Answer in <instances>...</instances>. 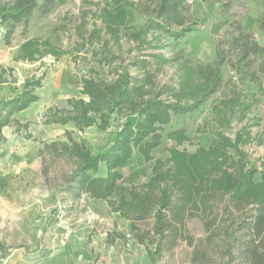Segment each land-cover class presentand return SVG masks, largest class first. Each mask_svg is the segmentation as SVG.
I'll use <instances>...</instances> for the list:
<instances>
[{
  "label": "rangeland",
  "instance_id": "rangeland-1",
  "mask_svg": "<svg viewBox=\"0 0 264 264\" xmlns=\"http://www.w3.org/2000/svg\"><path fill=\"white\" fill-rule=\"evenodd\" d=\"M13 1L0 0V10ZM263 7L187 0L190 30L180 40L156 28L150 0H58L9 42L0 29L4 103L26 90L36 96L0 131V264H195L186 241L158 251L155 213L142 218L134 197L158 170L174 166L196 177L222 153L246 161V170L254 166L264 183L261 60L248 69L223 44L225 85L214 95L199 73L216 68L234 22L264 46ZM85 89L103 99L91 100ZM198 102L193 115L175 110ZM116 144L125 161L102 157ZM107 175L116 184L110 197L85 192V182ZM186 235L195 246L206 240L202 213L187 219Z\"/></svg>",
  "mask_w": 264,
  "mask_h": 264
},
{
  "label": "trees",
  "instance_id": "trees-1",
  "mask_svg": "<svg viewBox=\"0 0 264 264\" xmlns=\"http://www.w3.org/2000/svg\"><path fill=\"white\" fill-rule=\"evenodd\" d=\"M150 1L158 30L169 33L177 40L189 32L190 28H185L186 20L182 15L187 0ZM57 2L58 0H15L8 6V10H0V25L6 31L3 40L9 42L18 26L28 28L33 17L51 14ZM174 27L183 28L184 32L173 33ZM231 27L235 30L231 40L218 45L216 68L207 66L199 72L212 95L225 85L220 71L227 62L225 52L222 51L223 44L229 45V51L236 52L239 63H246L248 69H252L261 60L259 72L264 73V46L256 42L241 24L234 22ZM260 30L264 31V15ZM85 92L93 101L103 99L102 94L93 92L92 89H85ZM29 93L26 90L18 98L0 105V131L6 127L9 117L26 110L35 101L36 96ZM122 96L129 97V94L124 91ZM198 103L176 107L175 110L181 115H193L198 110L200 102ZM164 107L171 109V106ZM143 127L145 126L139 129H144ZM129 132L132 133L130 129H126L124 134ZM140 133L142 135L143 132ZM62 149L68 151L65 145H62ZM122 151L120 144H116L115 148L104 151L102 157H109L116 163L125 161L128 156L122 154ZM219 157L215 164L192 178L180 174L174 166L168 172L158 170L144 192L135 194L137 213L142 218L155 213L159 252H170L180 241H186L194 247L195 264H264V183L257 182V170L254 166L246 170V161L233 162L225 153ZM83 174L80 169L75 185ZM115 186L113 176L107 175L88 180L84 190L94 197L107 198L114 193ZM199 212L204 216L207 238L195 246L190 236L186 235L187 219ZM212 243H215L217 250H211Z\"/></svg>",
  "mask_w": 264,
  "mask_h": 264
},
{
  "label": "crops",
  "instance_id": "crops-1",
  "mask_svg": "<svg viewBox=\"0 0 264 264\" xmlns=\"http://www.w3.org/2000/svg\"><path fill=\"white\" fill-rule=\"evenodd\" d=\"M258 1H260V3L262 2V4H263V6H264V0H258ZM264 8V7H263ZM19 27H23V26H18L17 28H16V30H15V33L18 31V29H19ZM29 27H30V25H29ZM29 27L28 28H24L23 27V30L25 31V30H27L28 31V29H29ZM1 29V31H4V34H5V28L4 27H1L0 28ZM4 34H3V36H4ZM3 38V37H2ZM8 85L5 83V82H2V83H0V105L2 104V103H4V100H3V96H5V93L7 92V91H9V88L7 87ZM3 100V101H2ZM8 100H10V99H8ZM8 100H5V101H8Z\"/></svg>",
  "mask_w": 264,
  "mask_h": 264
}]
</instances>
